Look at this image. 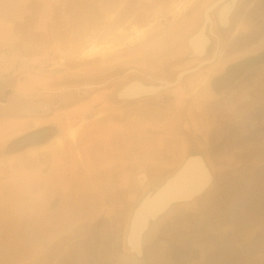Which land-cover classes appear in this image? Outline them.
<instances>
[{
    "label": "rangeland",
    "instance_id": "1",
    "mask_svg": "<svg viewBox=\"0 0 264 264\" xmlns=\"http://www.w3.org/2000/svg\"><path fill=\"white\" fill-rule=\"evenodd\" d=\"M198 1L25 0L18 7L17 2L11 3L13 10H19L15 16L9 17L6 15L8 1L0 0V13H5L0 19V26L4 30L0 33V87L9 86L12 91L26 92L30 89L27 79L33 75L37 78L36 87L52 86L51 89L60 91L67 98V90L84 83H95L98 89L106 88L105 84H108L112 90H117L131 79H142L141 73L150 75L152 79L169 77L166 69L177 70L187 65H174L184 63L186 58L183 55L185 51L179 48L182 39L174 38L179 25L177 23ZM255 1L256 9L264 15V0H245L242 6L247 8L249 2L252 5ZM246 31L248 33L250 30ZM238 38L235 33L230 42L223 37L222 50L225 52L219 57L218 63L225 61L226 53L242 49V41H249L251 35ZM93 44L98 46V51L88 55L86 51ZM254 46L259 47V44ZM258 66L252 65L251 68L253 70ZM146 81L152 82L148 77ZM188 82L193 90L191 92L189 89V92L194 94L200 81L194 78ZM173 91L174 88L170 87L157 95L135 99L127 104L113 99L111 110L104 108V100L96 108H91L93 104L88 101L74 106L71 101L65 102L61 112H54L55 116L63 117L59 124V136L62 142L65 139L67 150L73 153L82 133L84 138L90 140L95 137L104 139L105 125L122 120L132 121L135 114L130 113L144 107L169 105ZM3 97L0 94V98ZM260 116H250L249 120ZM69 126L76 127L74 138L69 137ZM188 127L189 124H183L185 130ZM3 136L0 135V139ZM210 141L216 142L215 139ZM217 146L213 145V150H217ZM191 147V150L197 149L194 145ZM203 148L198 146L201 156ZM57 149L59 152L60 147H45L40 151L0 157V185L7 191L8 175L14 176L25 171L35 174L40 166H44L47 157L58 153L54 151ZM245 150L246 155L241 153L232 157V152L224 149L219 157L231 160L222 162L219 158L217 161L218 157L215 156L214 161L207 164L212 180L204 192L192 203H177L172 206V211L170 209V212L163 213L150 229L153 238L158 232V241L156 246L148 241L143 264H264V144ZM211 152L207 153L208 156H211ZM154 168H148L151 176L158 172ZM149 178L141 188L131 186L129 193L107 195V202L114 207L110 211L111 215L120 222V230L114 233L120 235L121 241L100 242L96 258L92 257L90 261L88 257L86 263L134 264L127 254L123 235L132 207L154 181L152 177ZM55 202L53 198L42 208L44 213L49 214L48 219H51L46 224H40L43 215L39 208L31 211L33 215L25 216L24 210L14 211L16 206L1 204L0 264L30 262L26 261L28 255L20 251L25 245L20 238H24L31 225L41 234L49 236L44 243L47 247L43 250L46 251L28 264H54L58 253L70 244L68 239L80 237L86 232L88 222L101 217L100 211L93 217H83L88 210L80 213L77 210L75 215L65 213L60 217L54 208ZM196 206L202 208L200 215L196 213ZM44 216L43 221L48 220ZM76 221L79 223L70 230L60 231ZM59 235L63 236L62 240L57 239ZM63 264H69L68 257L63 259Z\"/></svg>",
    "mask_w": 264,
    "mask_h": 264
},
{
    "label": "crops",
    "instance_id": "2",
    "mask_svg": "<svg viewBox=\"0 0 264 264\" xmlns=\"http://www.w3.org/2000/svg\"><path fill=\"white\" fill-rule=\"evenodd\" d=\"M6 1L9 9L6 15L12 17L19 9L13 10L10 7L11 3L17 2L18 7V4L25 0ZM4 15L5 13H0V19ZM2 32L4 30L0 26V33ZM198 44L200 43L196 42V46ZM217 64L220 66L224 63L222 61ZM258 67L248 69L247 74H241L238 78L203 81L194 94H189L190 98L187 101L190 102L188 106L184 105L183 109L180 105L185 100L181 97L176 98V102L174 100L173 106L169 103L144 107L138 112H132L130 114H135L132 121L122 120L105 125L104 139L95 137L90 140L84 138L82 133L73 153L70 149L67 150L65 139L61 145L49 142L47 147H60V151L54 150L58 153L54 152L47 157L44 166H40L35 174L25 171L14 176L8 175L7 191L0 185V206L14 205L16 206L14 211L24 210L25 216L33 215L31 211L39 208L40 214L48 219L49 214L44 213L42 208L54 198L56 201L54 208L60 217L65 213L75 215L77 210L79 213L88 210V213L82 216L89 218L100 211L101 217L98 219L95 217L93 222H88L85 233L78 238L68 239L71 241L70 244L58 253L54 263L63 264V259L68 257L69 264H88L86 258L89 257L90 261L92 257L96 258L100 242L112 243L117 239L121 241L120 235L114 233L117 229L120 230V222L114 220L111 215L110 211L114 207L107 202L108 194L129 193L131 186L141 188L149 181V177L154 180L150 185L155 184L180 164L192 151V145L204 147L202 158L208 164L214 161L215 156L218 157L217 161L219 158L222 162L230 161L231 158L226 160L219 157L224 149L230 150L233 157L241 153L246 155V148L264 144V65ZM258 69L260 71H257ZM242 96L245 99H241ZM256 114L261 116L249 120L250 116ZM183 124H189L188 130L183 128ZM8 126L5 122L4 129L0 127V132L3 131L0 135L4 134L0 140L7 141L17 134L16 131L14 133L15 129H8L10 128ZM193 139L195 141H192ZM214 139L216 142L212 143L210 140ZM213 145H218L217 150H213ZM209 151H212L211 156L207 154ZM154 167L158 172L151 176L148 168ZM163 173L166 174L162 176ZM158 177L160 178L157 179ZM196 207V213L200 215L202 208ZM170 209L172 211L173 208ZM43 216L40 224H46L51 220L43 221ZM162 216L163 214L158 220ZM78 223L79 221L73 222L60 231L70 230ZM151 231L144 237V254L148 241H152L155 246L158 241V232L155 233L156 238H153ZM48 236L30 226L29 232L23 239L20 238L25 242L20 251L28 255L26 261L31 262L34 257L42 256L46 251L43 248L47 247L44 243ZM62 238L63 236L59 235L57 239Z\"/></svg>",
    "mask_w": 264,
    "mask_h": 264
},
{
    "label": "flooded vegetation",
    "instance_id": "3",
    "mask_svg": "<svg viewBox=\"0 0 264 264\" xmlns=\"http://www.w3.org/2000/svg\"><path fill=\"white\" fill-rule=\"evenodd\" d=\"M244 1L199 0L188 13L181 17L179 23H177L179 25L174 39L179 37L182 39L183 42L179 48L185 51L183 55L186 58L183 60L184 63L174 65H187L179 67L177 70L170 71V69H166L169 77L152 79L150 75L141 73L142 79H131L122 84L117 90H112V86H108V84H105L106 88L101 87L98 89L96 88L97 84L94 85L95 83H84L74 87V89L67 90L69 92L67 98L60 91L55 92L51 89L52 86L36 87L37 78L33 75H30L27 79L30 89L26 92L12 91L9 86L6 88L0 87V94L4 95L3 98H0V127L4 129L3 125L7 122L8 127H10L8 129L13 128L15 129L14 133L17 132L7 141L0 140V157L23 152L28 153L32 150L40 151L47 147L46 145L49 142L56 144V137L60 133L59 124L63 117H59L57 114L55 116L54 112H61L65 102L71 101L72 106H74L77 103L88 101L89 104H93L91 108H96L99 107L100 101L104 100L106 105L104 108H110L111 110L113 99L127 104L135 99L146 98V96L133 99L120 98L119 90L129 82L137 81L146 85H159L161 81L173 82L181 74L177 83L171 86L174 91L170 104L174 105L175 99L182 97L185 101L181 106L183 104L188 106L190 102L187 101L190 98L189 89L193 92L188 85V80L196 78L200 81L198 85V88H200L203 81H210L211 79L222 81L223 79L238 78L241 74H247V70L252 69V65H264V20L262 19L264 15L256 9V1L252 5L249 2L247 8L242 6ZM260 1L258 0V2ZM237 26L238 29H236ZM246 30L250 31L247 33ZM233 33L236 34V38L239 36L238 39L243 38L246 34L251 35V39L242 41V49L238 48L233 53H226L224 64L219 66L217 64L218 59L225 52V50H222V39L224 37L227 42H230ZM258 34H261L259 41H257ZM196 42L200 44L196 46ZM253 44L256 46L259 44V47H255ZM146 76L152 82H147ZM10 80L7 79V81ZM91 89L97 90L92 91ZM165 89L167 88L160 89L157 93L148 96L157 95ZM80 106L78 107L81 108ZM7 113H9L8 116H6ZM193 150L189 153L190 155H200L202 157L200 149L195 150L194 148ZM154 187H156L154 184L150 185L147 190Z\"/></svg>",
    "mask_w": 264,
    "mask_h": 264
},
{
    "label": "water",
    "instance_id": "4",
    "mask_svg": "<svg viewBox=\"0 0 264 264\" xmlns=\"http://www.w3.org/2000/svg\"><path fill=\"white\" fill-rule=\"evenodd\" d=\"M177 80L161 81L159 85H146L131 81L119 90V97L133 99L157 93L175 85ZM134 83V84H133ZM140 85L141 91L128 93L131 85ZM128 87V88H127ZM211 172L202 157L187 154L167 176L158 180L151 190H146L130 211L123 243L134 264L144 263V237L160 216L177 203L189 202L200 196L210 185Z\"/></svg>",
    "mask_w": 264,
    "mask_h": 264
},
{
    "label": "bare ground",
    "instance_id": "5",
    "mask_svg": "<svg viewBox=\"0 0 264 264\" xmlns=\"http://www.w3.org/2000/svg\"><path fill=\"white\" fill-rule=\"evenodd\" d=\"M100 46V45H99ZM98 51V46H96V44L94 45H90L89 47H88V49H87V54L88 55H94L96 52ZM85 52V53H86ZM91 57V56H90ZM134 84V83H133ZM128 88V87H127ZM130 89L127 91L128 93L130 92V93H137V92H140L141 91V86L140 85H131L130 87H129ZM76 127L75 126H69L68 128H67V132H68V134H69V136L70 137H72V138H74V136H75V129ZM56 142L59 144V145H61L62 144V140H61V138L60 137H56Z\"/></svg>",
    "mask_w": 264,
    "mask_h": 264
}]
</instances>
